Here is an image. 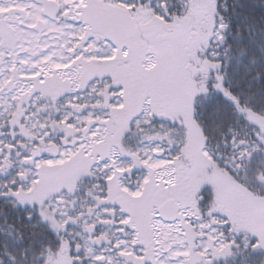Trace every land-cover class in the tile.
I'll return each instance as SVG.
<instances>
[{
	"label": "snow or ice",
	"instance_id": "obj_1",
	"mask_svg": "<svg viewBox=\"0 0 264 264\" xmlns=\"http://www.w3.org/2000/svg\"><path fill=\"white\" fill-rule=\"evenodd\" d=\"M206 6L188 94L128 110L87 0H0L17 10L0 13V264H264V0ZM187 7L156 4L168 19ZM194 137L213 195L141 214L175 190Z\"/></svg>",
	"mask_w": 264,
	"mask_h": 264
},
{
	"label": "trees",
	"instance_id": "obj_2",
	"mask_svg": "<svg viewBox=\"0 0 264 264\" xmlns=\"http://www.w3.org/2000/svg\"><path fill=\"white\" fill-rule=\"evenodd\" d=\"M145 3V10H153L155 14H160L161 16H159L160 20L151 17L138 20L140 30L144 33L142 34L141 32L142 38H144L143 35L147 38V44H143L140 40L139 42L132 41L130 43V51H127L128 56L119 58L122 70L117 72L118 76L115 82L124 84L128 90V110L138 109V102L146 92L152 93L162 108L168 107L167 104L169 103L172 104L175 101L183 99L188 94L190 86L194 82L193 76L196 73L197 62L201 59L199 55L201 48L200 41L204 38V29L210 23V13L205 0H184V3L188 7L174 11L172 19L166 18L161 11L157 10V0H146ZM258 14L259 11L257 10ZM187 22L190 23L192 31L189 33L188 38L186 37V43L182 42L181 46L173 37V33L178 25L181 26V24ZM146 46L147 51L144 50ZM182 54L184 55L183 60L186 62V66H183L182 59L180 63L182 70L186 71L185 75L190 83L188 86H185L181 75H178L175 68H173L175 58L180 61ZM146 57L154 60V64L148 67L147 70H144L140 62ZM198 143V138L194 137L193 150L188 153L187 159L190 160L191 157L192 159L199 158ZM198 163L200 161L193 165L196 166L199 174L207 175L202 167L199 169ZM217 181L219 183L221 181L227 182L222 177H217ZM205 187H203V190ZM208 189L210 192L215 191L211 183ZM144 211L145 208L141 206V214ZM244 212H248V215L252 213V211H246L245 209ZM249 219L253 220L251 216ZM243 259V253L230 258L234 264H241ZM220 264H224L223 260L220 261Z\"/></svg>",
	"mask_w": 264,
	"mask_h": 264
},
{
	"label": "rangeland",
	"instance_id": "obj_3",
	"mask_svg": "<svg viewBox=\"0 0 264 264\" xmlns=\"http://www.w3.org/2000/svg\"><path fill=\"white\" fill-rule=\"evenodd\" d=\"M146 0L142 1L141 5H137L136 7H133V4L131 7H133L135 10H133L134 15H136L137 20H140L142 18H146V17H151L154 16L151 11H147L145 10L146 8V3L144 4ZM206 2V0H205ZM17 10L15 8H11V7H5L4 9L0 10V13L2 12H10V13H15ZM92 10L89 12V18L91 19V21L93 22V24L95 23V17L93 14H91ZM141 24V23H140ZM192 31V27L190 25V23H183L181 24V26H177L174 30L173 33V37L176 39L177 43H180L182 46V42L186 43V37L188 38L189 33ZM142 32V31H141ZM142 34H144L142 32ZM142 34L140 33V37L138 40H140L143 44L146 43L147 38H145V36L143 35L144 38H142ZM179 40V42H178ZM147 44V43H146ZM187 46H189L188 44H186ZM145 51H147V46L144 49ZM179 52H181L179 50ZM184 55L182 54V56H180V61L177 60V58H175V63L173 65V68H175V71L178 75H181L183 82L185 84V86L190 85L189 80L186 78L185 72L184 70H182L181 68V61L183 60ZM182 59V60H181ZM122 66V65H121ZM183 66H186V62L183 60ZM118 71H121V67H117L116 68ZM177 77V76H175ZM178 78V77H177ZM171 104H167V106H170ZM63 133H61L62 135ZM199 160V158L196 159H187L182 166L178 167L177 171H178V179L175 181L176 183V188L175 190H169V192L171 193L168 196H165L163 193L157 192V191H153L152 193H150L149 198L144 201L142 203V206L145 208L146 207H150L151 203H157V205L159 203H161L162 201L166 200L167 198H170L169 196H174V198H176L177 204L178 206H187V205H192L193 203H198L199 199H200V194H201V190L203 189L204 186L205 189L204 191L209 195L212 196L214 191L210 192L208 187H210V182L207 181L205 179V177L207 175H202L199 174L198 169L196 168L195 163H197ZM165 164L169 163L168 161H164ZM190 166H194V167H190ZM197 166L199 167V169L201 168L200 163L197 164ZM216 183L220 184L222 186L223 192L225 194L226 199L229 200L230 203L233 204H238L241 207H244V209L246 211H249L250 209H248L247 207H245L242 202L239 199V195L235 189V187L230 183V182H218L216 181ZM213 186V185H212ZM214 188V186H213ZM146 206V207H145ZM251 212V210H250ZM248 212L245 213L244 212V217L245 219L247 218L248 221H252L249 219V217L251 216V218H253V220L257 219V217L255 216V213L252 211V213H250L248 215ZM163 223V221H162Z\"/></svg>",
	"mask_w": 264,
	"mask_h": 264
},
{
	"label": "flooded vegetation",
	"instance_id": "obj_4",
	"mask_svg": "<svg viewBox=\"0 0 264 264\" xmlns=\"http://www.w3.org/2000/svg\"><path fill=\"white\" fill-rule=\"evenodd\" d=\"M142 1L143 0H87V2L90 5L89 12L92 10L91 14H93L95 17L94 26H95L97 35L103 38V41L105 38L108 40V43H103V45L108 51L107 55L109 56V58L108 59L105 58L103 63L109 66L107 68V71L111 72L115 77H116V71H115L116 66L114 62L115 58L111 60L110 55L114 54L116 46L122 47L124 46L125 42L122 43L121 45H115L111 43L109 36H108V32L105 29V25H104V17H105L106 9L110 5H116L122 8L128 7L129 11L132 13L133 10H135L134 8L131 7L132 4L133 6H135L137 2L141 3ZM111 47L113 48L112 53L109 51ZM112 82H113L112 80H109V83H112Z\"/></svg>",
	"mask_w": 264,
	"mask_h": 264
},
{
	"label": "water",
	"instance_id": "obj_5",
	"mask_svg": "<svg viewBox=\"0 0 264 264\" xmlns=\"http://www.w3.org/2000/svg\"><path fill=\"white\" fill-rule=\"evenodd\" d=\"M106 27L111 39L116 43H120L128 38H137L139 33L135 20L127 12H123V15L118 17L114 15L113 11H108L106 13ZM160 208L163 217L170 218L176 215L177 209L173 200L165 202Z\"/></svg>",
	"mask_w": 264,
	"mask_h": 264
}]
</instances>
